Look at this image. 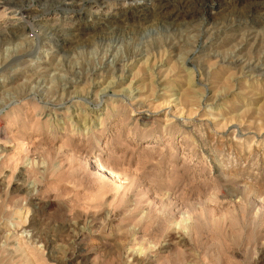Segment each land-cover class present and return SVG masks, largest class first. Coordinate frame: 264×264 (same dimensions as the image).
<instances>
[{
	"label": "rangeland",
	"instance_id": "rangeland-1",
	"mask_svg": "<svg viewBox=\"0 0 264 264\" xmlns=\"http://www.w3.org/2000/svg\"><path fill=\"white\" fill-rule=\"evenodd\" d=\"M0 2V264H264V0Z\"/></svg>",
	"mask_w": 264,
	"mask_h": 264
},
{
	"label": "bare ground",
	"instance_id": "bare-ground-1",
	"mask_svg": "<svg viewBox=\"0 0 264 264\" xmlns=\"http://www.w3.org/2000/svg\"><path fill=\"white\" fill-rule=\"evenodd\" d=\"M63 1V0H62ZM68 1H70V0H68ZM74 1H81V0H74ZM114 1V0H113ZM122 1H129V2H136V1H138V0H122ZM188 2H192V3H195V4H197L200 8H202V9H207L208 7H211V4H212V2H213V0H188ZM1 3V2H0ZM7 3V2H6ZM63 3V2H62ZM65 3V2H64ZM63 3V4H64ZM4 4V3H3ZM5 5H7V4H5ZM13 5H15V4H13ZM4 11H5V9L4 8H2ZM2 12L3 13V15H6V12ZM7 11V10H6ZM2 15V14H1ZM11 21H14V20H12V19H10ZM7 22H10V21H7ZM2 25V24H1ZM16 27H18V26H16ZM54 28V27H53ZM52 28V29H53ZM7 32V31H6ZM56 32V31H55ZM58 33V32H57ZM55 35H57V34H55ZM59 35V34H58ZM54 36V35H53ZM46 47V49H47V47L48 46H45ZM17 51V50H16ZM56 52V50H54V51H52V54L53 53H55ZM52 54H50L49 56H48V54L46 53V55H42L43 57V59H41V62H43V63H46L45 64V67H42V68H39L40 67V65L38 64V65H36V67L38 66V69H33L34 71H33V75L35 74H38V76H39V74L40 73H42V72H44V71H47L48 69H50L49 67H48V62L52 59ZM111 61V60H110ZM237 61V60H236ZM246 62H248V61H246ZM254 64V63H253ZM245 67H250L249 66V64H245ZM18 69V68H17ZM32 72V71H31ZM44 75V74H43ZM52 75V74H51ZM40 76H42V75H40ZM119 77V76H118ZM31 79H34L33 77H31ZM155 80V79H154ZM32 81V80H31ZM38 81V80H37ZM158 81V80H157ZM40 82V81H39ZM113 83V82H112ZM130 91V90H129ZM3 92V91H2ZM138 92V91H137ZM135 97V96H134ZM137 99V98H136ZM20 155V154H19ZM15 156V155H14ZM16 157V156H15ZM15 157H13V158H15ZM109 173L112 175V172H110L109 171ZM172 233H175V237H177V242L179 243V244H182L183 245V243H184V239H183V235H182V233H181V231L180 230H178V228H176V229H173V232Z\"/></svg>",
	"mask_w": 264,
	"mask_h": 264
}]
</instances>
